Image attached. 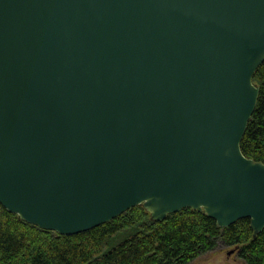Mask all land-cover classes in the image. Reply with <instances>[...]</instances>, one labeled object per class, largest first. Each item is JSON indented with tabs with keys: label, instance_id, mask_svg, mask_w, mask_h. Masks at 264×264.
I'll return each mask as SVG.
<instances>
[{
	"label": "water",
	"instance_id": "95a60500",
	"mask_svg": "<svg viewBox=\"0 0 264 264\" xmlns=\"http://www.w3.org/2000/svg\"><path fill=\"white\" fill-rule=\"evenodd\" d=\"M263 63L264 0H0V204L68 236L137 205L256 236Z\"/></svg>",
	"mask_w": 264,
	"mask_h": 264
},
{
	"label": "trees",
	"instance_id": "16d2710c",
	"mask_svg": "<svg viewBox=\"0 0 264 264\" xmlns=\"http://www.w3.org/2000/svg\"><path fill=\"white\" fill-rule=\"evenodd\" d=\"M253 82L260 96L241 149L264 163V63ZM220 242L237 247L245 264H264V231L254 236L250 219L220 227L204 212L187 208L154 221L137 205L68 236L25 222L0 204V264H189Z\"/></svg>",
	"mask_w": 264,
	"mask_h": 264
},
{
	"label": "rangeland",
	"instance_id": "374dc122",
	"mask_svg": "<svg viewBox=\"0 0 264 264\" xmlns=\"http://www.w3.org/2000/svg\"><path fill=\"white\" fill-rule=\"evenodd\" d=\"M235 246L220 242L218 246L189 264H245Z\"/></svg>",
	"mask_w": 264,
	"mask_h": 264
}]
</instances>
